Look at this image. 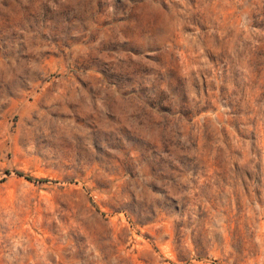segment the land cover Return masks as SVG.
<instances>
[{
  "label": "rangeland",
  "instance_id": "1",
  "mask_svg": "<svg viewBox=\"0 0 264 264\" xmlns=\"http://www.w3.org/2000/svg\"><path fill=\"white\" fill-rule=\"evenodd\" d=\"M0 264H264V0H0Z\"/></svg>",
  "mask_w": 264,
  "mask_h": 264
},
{
  "label": "trees",
  "instance_id": "2",
  "mask_svg": "<svg viewBox=\"0 0 264 264\" xmlns=\"http://www.w3.org/2000/svg\"><path fill=\"white\" fill-rule=\"evenodd\" d=\"M20 174V173H19ZM30 179V178H29Z\"/></svg>",
  "mask_w": 264,
  "mask_h": 264
}]
</instances>
